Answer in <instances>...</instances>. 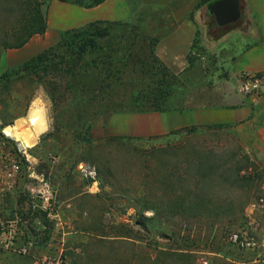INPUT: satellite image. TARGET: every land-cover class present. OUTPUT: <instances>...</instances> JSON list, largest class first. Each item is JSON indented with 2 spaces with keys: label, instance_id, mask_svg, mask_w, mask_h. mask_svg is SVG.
<instances>
[{
  "label": "rangeland",
  "instance_id": "374dc122",
  "mask_svg": "<svg viewBox=\"0 0 264 264\" xmlns=\"http://www.w3.org/2000/svg\"><path fill=\"white\" fill-rule=\"evenodd\" d=\"M44 1L46 8L53 0ZM190 2L192 0H142L135 13L122 20H136L132 25L142 27L140 19H146L148 40L158 38L178 24L173 10L189 7ZM196 3L190 13L202 15L210 35H219L226 27L244 28L249 23L246 0H240V17L221 29H215L219 23L208 5L195 9ZM5 6L7 2L1 1L0 36L3 38L22 16V10L8 8V12ZM123 26L114 25L113 32H120ZM59 40L55 39L54 43ZM197 46L198 53L204 52L199 43ZM20 49L5 51L0 76L7 69L19 66ZM64 51L60 48L57 54ZM26 53L29 52L25 50L23 57H28ZM55 69L52 68L45 80L39 68L33 72L18 71L7 84L5 80L0 83V138H6L3 127L27 117L35 103L45 110L48 120L47 130L29 150L34 159L33 163H28L30 171L35 170L44 181L26 175L15 191L0 197L3 217L22 218L21 213L27 217L19 223V245H28L30 254L12 255L11 251L0 248V264H15L16 258L21 256H29L34 262L46 255L59 254L66 257L69 264H264V250H248L230 240L231 234L244 226L251 201L261 196L254 177L255 164L249 161L238 137L209 127L180 130L154 139L114 134L113 130L120 129V124L122 130L134 129V121L130 123V118H117L113 122L118 115L135 113L124 111L136 108L131 104L133 94L143 91L144 97L152 90L156 93L161 90L160 85L153 84L154 89L149 91L144 82L139 86L133 83L119 86L116 101L121 112L110 110L104 116L92 117L93 125L87 136L91 142H81L85 133L79 137L74 133L75 128L85 130L78 125V100L72 101L70 87L74 78ZM126 76L128 82L130 77L139 75ZM170 78L171 75L168 82L173 84ZM51 94L58 98L56 103ZM144 103H147L145 108H153L151 101ZM81 163L97 167L96 181L81 174ZM234 168H238L239 175L233 173ZM45 182L53 191L60 217L79 218L81 222L77 226L94 230L91 239L80 243L68 239L63 235V228L55 224L56 220L33 209L41 199L37 194L33 197L29 187L39 189ZM181 196L186 203L203 200L205 214L192 215L189 207L185 215L170 213L147 222L149 228L141 225V208L146 200L164 205ZM153 214L152 210L145 212L147 217ZM93 220L101 223L92 226ZM158 226L162 227L156 234ZM260 227L258 224L257 232L262 230ZM74 228L66 227V232ZM99 236L115 238L101 239Z\"/></svg>",
  "mask_w": 264,
  "mask_h": 264
},
{
  "label": "crops",
  "instance_id": "0c3cea01",
  "mask_svg": "<svg viewBox=\"0 0 264 264\" xmlns=\"http://www.w3.org/2000/svg\"><path fill=\"white\" fill-rule=\"evenodd\" d=\"M249 5L248 25L232 27L219 35H210L206 21L199 12L194 15L192 0L189 7L173 10L179 19L175 28L167 31L155 47V54L167 67L174 81L170 107L117 118L134 121L132 131L113 130L114 134L128 137L149 138L167 136L172 132L197 127L219 125L226 134L241 140L249 161L255 164L254 177L260 195H264V93L263 96H246L237 90L241 75L252 72L264 76V0H246ZM132 2V3H131ZM142 0H106L104 3L86 8L71 2L53 0L48 13V30L44 35H35L20 49L21 60L27 61L49 48L62 32L87 25L97 20L116 21L132 16ZM218 25L215 29H221ZM203 51L193 49L198 38ZM46 37V38H43ZM27 50L26 56L23 52ZM194 56L193 64L188 58ZM129 124H127L128 126ZM112 133V134H113ZM244 153V154H245ZM249 208V207H248ZM245 227L250 220H257L262 228L257 235L264 241V211L253 213L247 210ZM63 235L73 241L91 239L92 228L77 226V217H62ZM100 221H91L94 226ZM74 230L66 232V227ZM101 239L115 237L99 236ZM16 253L12 252V255ZM15 264H33L29 256L16 258Z\"/></svg>",
  "mask_w": 264,
  "mask_h": 264
},
{
  "label": "trees",
  "instance_id": "16d2710c",
  "mask_svg": "<svg viewBox=\"0 0 264 264\" xmlns=\"http://www.w3.org/2000/svg\"><path fill=\"white\" fill-rule=\"evenodd\" d=\"M7 2V7L10 9L22 10V16L17 19L15 27L11 26L9 30L0 36V68L1 59L8 49L23 48L35 35H44L48 30V11L49 4L44 8V0H0ZM71 2L80 6L91 8L104 3L106 0H61ZM217 0H198L195 9H199L203 5H209ZM136 21V20H135ZM131 20H97L88 23L85 26L71 28L62 32L59 42L53 44L49 48L43 50L32 58L19 64L17 68L7 69L0 76V83L11 79V76L18 71L33 72L41 68L43 70L42 77L45 80L47 74L52 68H56L57 72H63L64 76L74 78V84H71V94L73 102L77 101L79 107V123L84 131L74 129V133L79 137L82 132L85 133L81 142L90 143L91 140L87 137L92 128V117L104 116L108 111L118 113L120 111L119 103L116 101L118 95L117 88L122 85L133 83L139 86V83H147L146 87L154 89V85H160L161 90L156 93L152 90L145 93L144 97L140 94H133L131 104L136 108L134 110H124L125 112H147L152 110H165L170 107V97L173 95L174 81L169 83L171 75L167 67L159 60L155 54V47L159 43L161 37H150L146 30V19H140L142 27L133 26ZM114 25H124L120 32H113ZM222 33L226 32L230 27H226ZM193 49L198 48L200 40V32H198ZM62 48L65 51L60 55L57 51ZM199 50V49H198ZM193 57V56H192ZM190 56L188 58L190 64L194 60ZM60 58V59H59ZM59 60V61H58ZM61 64H65L62 68ZM59 65V67H58ZM138 74L137 78L127 80L126 75ZM147 78L149 81H145ZM167 82V83H166ZM129 87V86H128ZM139 92V91H138ZM52 95V94H51ZM142 95V96H141ZM56 103L58 98L55 95L51 96ZM144 101H151L152 109L145 108ZM91 111V114H90ZM209 128L219 129V125L209 126ZM197 127L189 128V131L197 130ZM172 132V133H177ZM161 136H152L147 139H154ZM125 138V137H120ZM137 139H146L143 137H130ZM79 141V140H78ZM79 141V142H80ZM24 167L27 168L28 163L25 157L22 158ZM233 173L239 175L238 168L232 169ZM234 177V176H232ZM185 198L181 196L177 200L169 201L167 204L161 205L157 202L146 200L145 205L141 208L142 220L141 225L149 228L147 222H152L157 217L163 215L180 214L185 215L187 209H191V214L204 215L206 204L203 200L198 202L186 203ZM152 210L153 217H147L146 211ZM41 211V210H40ZM198 211V212H196ZM204 211V212H202ZM42 212V211H41ZM23 219H27L24 213H21ZM43 216L47 217L45 213ZM162 227V226H161ZM161 227L158 226L156 234L159 233ZM123 236V235H121ZM131 237V236H129ZM139 239V238H138ZM155 248H158L156 246Z\"/></svg>",
  "mask_w": 264,
  "mask_h": 264
},
{
  "label": "built area",
  "instance_id": "2783aa9c",
  "mask_svg": "<svg viewBox=\"0 0 264 264\" xmlns=\"http://www.w3.org/2000/svg\"><path fill=\"white\" fill-rule=\"evenodd\" d=\"M239 93L246 96H263L264 93V76L252 72H245L241 75L237 86ZM5 139L0 138V197L6 192L15 191L23 180L28 175L29 177H36L40 181H44L35 170L30 171L31 166L24 167L23 157L26 161L33 163L34 157L29 150L32 147L23 149L20 146L17 138L9 136L3 130ZM13 141V142H12ZM8 143V146H6ZM13 143V144H12ZM81 174L88 179L97 180L98 169L91 163H81L79 165ZM31 194L35 197L37 194L40 197V203L34 204V210H41L47 215V218L56 220L58 225H61L62 218L57 212L53 201V191L48 182H45L41 188H30ZM249 209L251 212L264 211V195L254 198ZM23 221V217L15 219H7L0 214V248H5L8 251L18 254H30V247L28 245H19L21 234L19 223ZM248 225L242 227L230 236L233 244L244 247L248 250L260 252L264 250V241L257 235V220H250ZM63 226V224L61 225ZM34 264H69L66 257L62 254L55 257L43 256V258L35 259Z\"/></svg>",
  "mask_w": 264,
  "mask_h": 264
},
{
  "label": "bare ground",
  "instance_id": "6f19581e",
  "mask_svg": "<svg viewBox=\"0 0 264 264\" xmlns=\"http://www.w3.org/2000/svg\"><path fill=\"white\" fill-rule=\"evenodd\" d=\"M48 128L45 110L36 103L25 118L18 119L14 125H7L3 130L9 136L17 138L23 149L32 147L41 133Z\"/></svg>",
  "mask_w": 264,
  "mask_h": 264
},
{
  "label": "water",
  "instance_id": "95a60500",
  "mask_svg": "<svg viewBox=\"0 0 264 264\" xmlns=\"http://www.w3.org/2000/svg\"><path fill=\"white\" fill-rule=\"evenodd\" d=\"M220 25L236 21L240 15V0H217L208 5Z\"/></svg>",
  "mask_w": 264,
  "mask_h": 264
}]
</instances>
